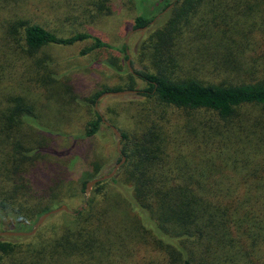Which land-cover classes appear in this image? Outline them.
<instances>
[{
  "label": "trees",
  "instance_id": "trees-1",
  "mask_svg": "<svg viewBox=\"0 0 264 264\" xmlns=\"http://www.w3.org/2000/svg\"><path fill=\"white\" fill-rule=\"evenodd\" d=\"M170 5L165 3L164 10ZM262 5L264 0H175L173 17L141 45L152 57L154 71L140 67L129 74L144 87L125 90L136 91L143 102L133 116V127L120 132L118 162L125 158L116 174L120 178L97 183L86 209L77 208L68 221L62 219L59 231L44 225L29 239L1 237L0 264H126L136 251L150 254L157 264H264V124L242 117L244 107L264 108V50H231L258 40L248 19L253 8ZM243 6L248 10L241 11L242 19L231 22L228 10ZM199 10L206 18L200 29L221 34L193 29ZM155 18L137 16L134 30L149 27ZM185 27H191L193 35L187 36V45L206 56L215 54L210 60L218 67L217 81L176 73L172 53ZM18 33L30 55L47 45L72 46L89 39L94 43L82 55L111 48L88 33L61 37L19 19L6 24V35ZM260 39L264 42L263 34ZM121 51L128 59L126 45ZM105 92L85 99L93 119L82 135H73L74 141L99 131L104 122L95 107ZM38 106L43 105L23 96L0 114V218L10 217L31 228L44 213L66 203L57 193L71 180L70 173L84 167L92 170L82 183L85 189L101 167L84 161L75 143L61 151L52 142L45 145L43 138L23 144L16 132L23 126L38 128L51 139L68 136L42 127ZM250 161L254 165L249 176L233 181L221 174L239 173ZM112 187L118 194H107Z\"/></svg>",
  "mask_w": 264,
  "mask_h": 264
},
{
  "label": "rangeland",
  "instance_id": "rangeland-1",
  "mask_svg": "<svg viewBox=\"0 0 264 264\" xmlns=\"http://www.w3.org/2000/svg\"><path fill=\"white\" fill-rule=\"evenodd\" d=\"M174 2L175 0H0V114L5 113L7 108L18 98L25 96V98L34 102L35 100L39 101L43 105L42 107L38 106L40 110L38 107L36 110L39 116L37 120L42 127L47 131L68 135L64 137L57 135L51 139L48 138L49 135L38 128L23 126L16 131L20 134L17 137L23 141L22 143L41 141L43 138L45 145L52 142L59 151L67 150L75 143L84 161L98 162L101 166L100 172L94 178L109 174L120 159V154L117 152L119 138L109 126L103 123L92 138L73 140V135H82L87 122L93 119L92 108L85 103V99L92 97L95 93L111 92L109 90L117 88L125 90L127 86H132L137 90L144 87V83L135 76L131 80L130 70L125 64L129 60L131 70L147 67L154 71L153 59L148 53L144 54L141 45L144 42L149 43L152 33L162 28L173 17ZM165 3L172 6L164 10ZM239 9L228 10V15L232 18L231 22L240 21L244 15L241 14V11L248 10L245 6ZM219 10L221 8H218ZM251 13V19L248 20L254 29L252 35L256 36L258 40H255V44L252 41L248 47L233 46L231 50L233 48L264 50V42L260 39V35L264 36V28H260L264 27V5L253 8ZM141 15L156 18L144 30H134V20ZM196 15L198 19L197 17L192 19L193 29H200L202 21L205 23L206 18H202L200 10ZM15 19L37 24L61 37L88 33L98 37L111 48L95 49L82 55L81 51L94 43L92 39H89L72 46L47 45L37 53L30 55L26 53L19 33L16 36L5 34L6 24ZM217 22L219 19L216 20ZM190 29L191 27L184 28L172 53V56L176 58L174 65L176 73L181 76L199 75L203 76L204 80L217 81L219 74L214 70L218 67L214 66L210 60L215 54L206 56L200 54L196 46L187 45V36H193L189 33ZM200 30L213 35L222 33V31L204 26ZM203 43L208 44L207 40ZM123 45H126L128 59L123 57L121 51ZM210 47L216 49L213 45ZM116 68L121 71H115ZM220 77H225V75ZM227 80L236 81V78L227 76ZM142 102L143 100H139L134 94L116 96L103 93L97 100L96 111L104 121L115 127L120 133L133 127L135 123L133 116ZM243 116H249L264 124V108L262 107H244L242 109ZM63 163H66L65 159H63ZM233 163L229 161V165ZM253 165L254 162L250 161L246 166L247 169H238L239 173L229 170L223 171L221 174L233 181L238 180L252 174L250 168ZM91 171L84 167L68 175L71 180L66 182L64 188L57 193L61 198L64 197L62 199L66 203H61L53 209L65 205L72 213L63 211L51 215L40 227L45 225L44 228L49 230L55 226V230L59 231L63 225L62 219L68 221L69 215L75 214L77 208L84 204L87 207V201L92 195L95 185L91 188L89 197L86 199L82 183L87 181ZM119 178L120 176L117 175L116 179ZM253 181H249V187L254 186ZM57 182L58 180L52 184L54 189L58 186ZM112 188L114 190L108 191L107 194H118L115 187ZM239 191V193H243L242 190ZM248 193L258 192L248 191ZM110 196L114 199L118 197ZM116 217L120 219V215ZM34 227L31 228L27 225L22 227L10 217L0 218V232H28ZM20 241L24 244L27 239ZM30 241L28 240V242ZM126 264H157V262L152 259L150 254L139 255L136 251Z\"/></svg>",
  "mask_w": 264,
  "mask_h": 264
},
{
  "label": "water",
  "instance_id": "water-1",
  "mask_svg": "<svg viewBox=\"0 0 264 264\" xmlns=\"http://www.w3.org/2000/svg\"><path fill=\"white\" fill-rule=\"evenodd\" d=\"M170 6H172V5H170ZM144 29L145 28L137 29V30H144ZM127 66L129 68L130 72H132L131 68L129 67V60L127 61ZM135 93H136V91H134V90H125V91H117V92H106V93H104V95L124 96V95L135 94ZM103 122L105 123V125L109 126L111 128V130L113 131V133L119 138V140L117 142V152L121 155V151H120L121 135H120V133L116 130L115 127L109 125V123L104 121V119H103ZM124 161H125V158L122 156L120 162L113 168V170L109 174H106V175H103L101 177L94 178V179L88 181L85 185L86 199H88V197H89V193H90L91 188L99 182L112 179L115 176L119 167L124 163ZM85 208H86V204H84L82 207H79L78 210L81 211L82 209H85ZM63 211L67 212V213H72L65 205H61L60 207L52 209V210L48 211L47 213H44L42 216H40V218L36 222L35 227L31 231H28V232L1 231L0 237H4V236H7V237H30V236L35 234L37 229L44 223V221L48 217H50L51 215H55L57 213L63 212Z\"/></svg>",
  "mask_w": 264,
  "mask_h": 264
}]
</instances>
